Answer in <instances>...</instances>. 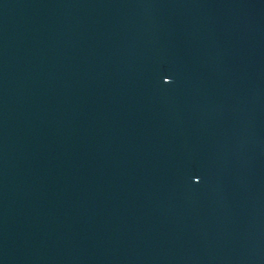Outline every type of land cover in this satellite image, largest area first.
Returning <instances> with one entry per match:
<instances>
[{
  "label": "water",
  "instance_id": "1",
  "mask_svg": "<svg viewBox=\"0 0 264 264\" xmlns=\"http://www.w3.org/2000/svg\"><path fill=\"white\" fill-rule=\"evenodd\" d=\"M0 264H264V0H0Z\"/></svg>",
  "mask_w": 264,
  "mask_h": 264
}]
</instances>
